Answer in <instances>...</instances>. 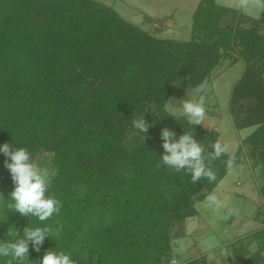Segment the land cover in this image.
Instances as JSON below:
<instances>
[{"label":"trees","instance_id":"obj_1","mask_svg":"<svg viewBox=\"0 0 264 264\" xmlns=\"http://www.w3.org/2000/svg\"><path fill=\"white\" fill-rule=\"evenodd\" d=\"M226 17L232 21L222 26ZM192 18L191 38L176 40L154 36L99 0H0V146L51 154L57 172L46 195L62 204L44 222L7 210L4 162L11 161L0 152V241L16 238L10 228L22 235L26 226H62L40 252L29 244L25 264H39L49 249L70 253L76 264H162L172 226L195 216L196 198L205 199L231 170L225 153L209 165L211 183L156 168L164 128L174 141L193 134L205 156L216 142L165 104L175 85L200 87L227 59L245 62L231 111L237 127L257 125L245 141L264 160V9L254 18L200 0ZM143 115L151 125L145 134L132 124ZM248 237L264 240V227ZM230 247L232 264H264L262 252L242 239Z\"/></svg>","mask_w":264,"mask_h":264},{"label":"rangeland","instance_id":"obj_2","mask_svg":"<svg viewBox=\"0 0 264 264\" xmlns=\"http://www.w3.org/2000/svg\"><path fill=\"white\" fill-rule=\"evenodd\" d=\"M115 8L120 15L159 38L189 40L192 32V14L200 0H99ZM220 5L235 8L239 13L258 18L264 6L254 0L247 4L242 0H216ZM232 21L229 17L222 26ZM248 26V20L242 22ZM262 33L264 31L262 30ZM240 50L239 48H236ZM238 55V52L235 54ZM227 59L216 67L200 86L203 92L187 83L175 85L171 98L173 107H182L183 101L204 97L206 115L200 125L207 134L226 146L225 154L230 159L240 150L232 168L219 184L206 196L194 203L195 216L176 222L171 229L169 249L162 264H184L196 260L197 264H232L234 257L230 243L242 239L251 252L260 250L264 255V240L252 239L250 234L264 227V160L252 154V146L245 140L257 125L239 128L231 111V94L241 77L244 60L231 63ZM247 105V104H246ZM246 107V106H245ZM245 107H243L245 109ZM168 113L181 116L178 109L167 107ZM32 161L48 173L49 184L56 175L53 156L43 151H29ZM9 191L15 185L9 176ZM200 196V194L198 195ZM215 196V201L209 197ZM235 209L237 214L230 212Z\"/></svg>","mask_w":264,"mask_h":264},{"label":"clouds","instance_id":"obj_3","mask_svg":"<svg viewBox=\"0 0 264 264\" xmlns=\"http://www.w3.org/2000/svg\"><path fill=\"white\" fill-rule=\"evenodd\" d=\"M254 2L259 6H264V0H254ZM242 3L247 4L248 0H242ZM196 91L203 92L204 90L197 87ZM172 100L173 98L168 99L167 107L178 109L189 124L194 126L204 122L206 110L203 96L196 101L190 99L177 101V103H182V107H173ZM132 124L139 133L143 134L147 133L151 126L144 119V115L134 119ZM174 137V132L168 128L162 129L161 139L163 140L164 154L161 156V161L156 164V168H160L163 164L177 172L183 170L186 175H191L193 183L200 181L202 178H207L210 183L214 182L216 175L209 165L227 151L226 146L217 141L211 145L213 151L208 152L205 156L204 148L194 138L193 134L185 132L175 141ZM0 152L6 158H10L11 162L6 159L4 166L9 170L15 185L9 199L3 198L4 207L25 217L34 216L41 222L49 220L54 214L58 215L62 207L61 202L53 196L46 195L49 187L48 173L32 161L27 149L21 147L13 150L12 145L5 143L0 146ZM206 160L208 161L207 165ZM234 163L235 158H230L227 161V167L232 169ZM0 197H3L2 194H0ZM209 199L215 201L216 197L211 196ZM230 212L237 214L235 209H231ZM61 229L62 226L56 229L51 226L34 228L26 226L21 235L16 230L13 232V229L10 228L8 236L15 235L16 238L12 241H0V258H9L6 264H25L26 258L29 259V244L36 252H40L45 238L51 237L53 234L59 236ZM95 259L93 257V260ZM31 264H35V262H31ZM39 264H76V262L71 258L70 253L66 254L63 250L57 252L49 249L40 259Z\"/></svg>","mask_w":264,"mask_h":264}]
</instances>
